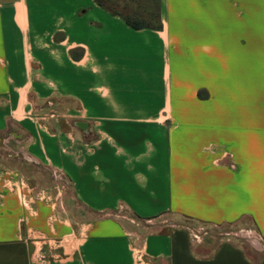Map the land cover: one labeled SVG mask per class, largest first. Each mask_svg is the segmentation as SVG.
Wrapping results in <instances>:
<instances>
[{
    "label": "crops",
    "instance_id": "crops-1",
    "mask_svg": "<svg viewBox=\"0 0 264 264\" xmlns=\"http://www.w3.org/2000/svg\"><path fill=\"white\" fill-rule=\"evenodd\" d=\"M157 6L159 28H133L96 0H0L7 162L56 184L0 157V264H264V0ZM124 214L237 226L247 246L204 254Z\"/></svg>",
    "mask_w": 264,
    "mask_h": 264
},
{
    "label": "rangeland",
    "instance_id": "rangeland-1",
    "mask_svg": "<svg viewBox=\"0 0 264 264\" xmlns=\"http://www.w3.org/2000/svg\"><path fill=\"white\" fill-rule=\"evenodd\" d=\"M118 5L120 8L121 6H125V11L128 12L136 11L138 15L147 16L146 8H150V18L151 23L155 24V20L152 18L153 14V1L152 0H118ZM110 3V2H109ZM4 139L2 140V142ZM7 153H9L8 148L0 146V157L2 161L17 167L25 177L35 185L39 187H43L45 191H48L46 188L50 189V187L56 186L55 178L51 174L49 170L43 167H34L30 163H19L8 161ZM10 153L13 154V151ZM64 192L67 193V199H63V206L65 211L68 212L69 216H72L75 222L79 221H86L89 218H93V215L90 214L85 207L80 205L75 198L72 199L70 191L68 188L65 187ZM46 200L51 205L54 202V193H45ZM128 215H123L122 219L126 222L128 228H132L138 231H155V230H162L167 227H176V226H183L189 228L191 231V238L194 243H198L201 249H203L204 254H210L213 248L221 241H231L234 243L241 244L243 246H247L246 241H244V237L241 240L239 236L240 233L247 234L242 232L237 226H229V225H218V226H211L205 225L200 223H190L185 221L184 219L167 214L158 217L154 221H151L148 224H144L143 222H137L133 219H130ZM76 227V226H75ZM238 234V235H235ZM201 254V253H200Z\"/></svg>",
    "mask_w": 264,
    "mask_h": 264
},
{
    "label": "trees",
    "instance_id": "trees-1",
    "mask_svg": "<svg viewBox=\"0 0 264 264\" xmlns=\"http://www.w3.org/2000/svg\"><path fill=\"white\" fill-rule=\"evenodd\" d=\"M153 1V14L152 18L155 20V24L151 23V18H150V8L148 11L146 10L147 16H142L137 14V10L131 11L129 10L128 12L125 11V6H121L120 8L118 5V0H96V2L108 9L112 14L114 15H120L124 18L126 23L130 25L133 28H141V27H150V28H159L160 23L158 19V6H157V0H152ZM110 2V3H109ZM5 138V135L0 133V146L4 147L2 140Z\"/></svg>",
    "mask_w": 264,
    "mask_h": 264
},
{
    "label": "built area",
    "instance_id": "built-area-1",
    "mask_svg": "<svg viewBox=\"0 0 264 264\" xmlns=\"http://www.w3.org/2000/svg\"><path fill=\"white\" fill-rule=\"evenodd\" d=\"M135 261L137 264H143L144 262L143 253L140 248L135 249Z\"/></svg>",
    "mask_w": 264,
    "mask_h": 264
}]
</instances>
